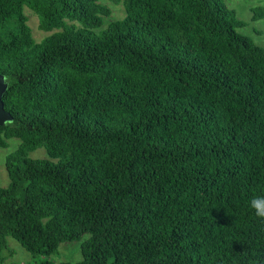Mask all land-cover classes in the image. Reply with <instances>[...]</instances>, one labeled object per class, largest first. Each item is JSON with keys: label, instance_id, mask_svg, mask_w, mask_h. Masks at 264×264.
<instances>
[{"label": "trees", "instance_id": "obj_1", "mask_svg": "<svg viewBox=\"0 0 264 264\" xmlns=\"http://www.w3.org/2000/svg\"><path fill=\"white\" fill-rule=\"evenodd\" d=\"M115 1L122 18L101 0H0V147L20 140L0 264L8 237L48 257L84 235L79 261L41 264H264L248 207L264 195V46L224 0Z\"/></svg>", "mask_w": 264, "mask_h": 264}, {"label": "rangeland", "instance_id": "obj_2", "mask_svg": "<svg viewBox=\"0 0 264 264\" xmlns=\"http://www.w3.org/2000/svg\"><path fill=\"white\" fill-rule=\"evenodd\" d=\"M104 4H107L112 9L111 19L122 18L124 16V8L122 2H116L115 0H101ZM230 8L237 11L238 17L246 22L248 25L241 29L245 34L250 35L253 40L264 46V17L252 19L254 8H264V0H224ZM25 13L29 17V25L32 28L33 35L37 41L42 40L51 32H45L39 29V18L29 8H25ZM256 30L259 32L257 33ZM20 144L18 138H11L8 140V146L6 148L0 147V187H5L9 184V176L6 169V156L15 151ZM29 157L33 159H45L48 158L45 147H38L37 149L29 152ZM86 238V235L82 239L60 244L59 249L50 256L33 257L29 248L23 247L18 241L12 237H8V248L4 250L3 254L6 256L1 264H41L44 260H51L55 263L59 262H72L75 263L82 258L81 242Z\"/></svg>", "mask_w": 264, "mask_h": 264}, {"label": "water", "instance_id": "obj_3", "mask_svg": "<svg viewBox=\"0 0 264 264\" xmlns=\"http://www.w3.org/2000/svg\"><path fill=\"white\" fill-rule=\"evenodd\" d=\"M8 83L3 74H0V125L12 120V115L5 109L3 95L7 90Z\"/></svg>", "mask_w": 264, "mask_h": 264}, {"label": "clouds", "instance_id": "obj_4", "mask_svg": "<svg viewBox=\"0 0 264 264\" xmlns=\"http://www.w3.org/2000/svg\"><path fill=\"white\" fill-rule=\"evenodd\" d=\"M5 80L7 78L5 77ZM248 207L254 211L256 218L264 221V195L253 196L248 201Z\"/></svg>", "mask_w": 264, "mask_h": 264}]
</instances>
